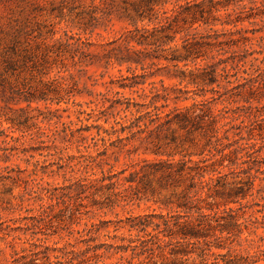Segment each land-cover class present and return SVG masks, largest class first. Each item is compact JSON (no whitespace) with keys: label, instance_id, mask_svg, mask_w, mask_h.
<instances>
[{"label":"trees","instance_id":"16d2710c","mask_svg":"<svg viewBox=\"0 0 264 264\" xmlns=\"http://www.w3.org/2000/svg\"><path fill=\"white\" fill-rule=\"evenodd\" d=\"M80 1V2H79ZM246 0H122V4H113V8L122 11L131 20L133 28L125 31L120 37L108 43L104 57L107 65L129 64L128 70L133 66L141 67L143 73L132 72L131 76L123 78L120 83L123 89L130 88L145 100L137 101L130 97H108L103 95L104 104L109 102L100 115L97 116V124L94 126L100 135L102 131L110 138H102L103 150L97 156L90 155L86 158V172L89 169L100 168L101 176H79L75 181L66 185L60 196L66 207H72V220L83 213H90L92 209H114L129 190L136 189L134 199H141L140 194L155 191L154 183L170 191V197L163 204L170 210L167 214L150 213L129 217V230L145 232L148 240H143V250L138 256L148 254L152 264H177L180 258L189 264H210L211 255H215L214 249H227L228 253L219 254L223 261L213 264H251V262L238 249L242 242L249 241V236L257 232L258 227L251 228L246 218L247 211L243 210L242 200L246 199L254 189L257 176L251 171L254 167L248 164L247 158H253L262 149H256L258 140L264 143V83L257 81L242 82L234 86L236 94L227 91L226 101L229 103L245 101L248 111L240 113L239 108L233 109L225 106L221 113H217L211 101L196 100L189 95L190 90L183 89L177 84L168 86L165 80L161 85L150 82V91H146L145 85L149 77L155 74L147 73V64L157 60H165L168 65L175 68V72L169 74L175 77L180 84L214 85L218 82L216 69L207 70L200 61L206 59L205 47L207 36L198 32L202 26L214 25L233 26L235 31L230 34L242 33L238 29L239 24L256 18H264V0L258 5V0H251L250 10H259L244 14L249 8ZM69 5V6H66ZM83 6L87 20L79 24L83 32L93 33L96 29L94 21L99 17L96 14L98 6L95 0L91 3V9H86L85 0H62V15L66 10H74ZM242 6V7H240ZM233 8V12L230 9ZM240 11H239V10ZM226 11L225 16L217 13ZM247 32V31H246ZM56 32L52 33V39ZM223 34H226L223 33ZM253 38L242 35L240 38H230L224 41L228 45H239L251 42ZM264 39V36H262ZM1 40V39H0ZM43 40V39H42ZM7 42V41H6ZM223 42V41H222ZM20 44V45H19ZM2 46L0 41V56L8 66L14 70L18 61H23L24 66L34 73L47 75L58 64V72H70L71 68L93 64L91 59L97 54L91 52V42L84 39L81 33L67 31L65 38H57L49 42L36 39L22 47L23 43L15 37ZM263 50L260 53H264ZM102 54V56H103ZM50 64V66H48ZM183 63L185 69L181 67ZM193 63L196 68L189 69ZM150 64V63H149ZM14 67V68H13ZM48 67V70L45 69ZM227 70V66L224 68ZM247 73V70H245ZM36 76V74H35ZM72 78V73L69 75ZM67 76L49 79L43 83V87H36L30 92L26 101L43 99L45 101L62 103L75 97L76 83L66 79ZM246 79V78H245ZM229 84L233 82L228 80ZM263 84V85H262ZM32 88V87H31ZM136 89V90H135ZM238 91V92H237ZM261 94L255 96V94ZM120 92H117V95ZM68 97V98H67ZM193 100L191 105L180 106L179 102ZM209 102V103H208ZM254 102L260 104L254 105ZM171 103H174L171 105ZM75 106L82 107V103L73 101ZM257 111H254V110ZM69 110V108L65 109ZM80 116L85 110H78ZM197 112L199 114H197ZM125 115L118 119L121 114ZM91 115V113H89ZM79 116V118H80ZM114 118L115 125L106 128ZM246 118L252 122L250 126L244 124ZM101 120L104 123H101ZM241 120L240 125H232L233 121ZM82 121V119H81ZM259 122V126L254 123ZM92 126H81L78 131H91ZM116 126H119L118 128ZM247 128V136L244 129ZM116 139L112 140V136ZM87 137L81 138V142ZM95 140V137L93 138ZM140 141L144 146V152L155 156L154 159H144L125 175L128 168L114 172L113 165L106 170L105 165H111L110 161L102 156H108L110 147L123 151L130 143ZM98 142L94 141V147ZM139 146L128 153L138 152ZM253 149V150H252ZM113 151L117 153L119 151ZM252 150V151H251ZM195 157H198L196 159ZM118 160V157H116ZM258 161L255 160L254 162ZM229 171L226 172L225 170ZM261 168H256V172ZM92 175V174H91ZM97 175V173H93ZM208 177V178H207ZM136 183V186H135ZM183 190L179 192V189ZM68 198V199H66ZM212 199V201H209ZM234 205H239L235 207ZM43 204L39 216H32L35 228L42 229L46 220L51 218L46 206ZM182 210V213H176ZM240 210L243 213H240ZM264 210H260L263 212ZM110 221H102L105 225ZM103 225L93 223L88 229L89 238H83L76 246L68 243L63 247L50 248L43 244L33 243L35 250L22 255L15 253L12 263L15 264H107V258L114 254L128 251V246L114 245L107 242H97V234ZM152 227L157 233L148 229ZM85 231V230H84ZM248 231L246 238L243 235ZM78 233L81 231L78 230ZM115 251V252H113ZM109 253H111L109 255ZM197 257L191 259L192 255ZM124 256H122L123 258ZM135 257V256H134ZM183 262V261H182ZM139 264H142L140 262Z\"/></svg>","mask_w":264,"mask_h":264},{"label":"rangeland","instance_id":"374dc122","mask_svg":"<svg viewBox=\"0 0 264 264\" xmlns=\"http://www.w3.org/2000/svg\"><path fill=\"white\" fill-rule=\"evenodd\" d=\"M85 1L86 9H91L90 5L93 0ZM118 3L122 4V0H95V4L98 6L96 14L99 17L94 21L97 27L93 33L90 31L85 33L79 28V24L87 20L84 17L85 13L84 16L83 14L81 16V12L85 10L83 6L72 11L65 9L66 15L63 16L62 0H0V9L12 11L9 24L0 25L2 46H4L3 43L6 44L14 37L23 43L22 47H27L36 39L43 41L44 38H48L49 42H52L57 38H65L68 31L69 34L81 33L84 39L91 42V52L97 54V57L94 56L91 59L94 61L93 64L78 66L71 68L70 72L61 73L58 72L60 66L58 64V67H54L47 75L38 73L32 75L29 67L24 66L21 60L12 70L0 56V264H15L12 263L13 256L17 257L15 253L22 255L24 249L27 250L26 253H30V250H35L33 246L35 242L43 244L40 248L49 246L51 249L63 247L68 243L78 247L83 246L80 242L83 238H89L87 231L91 225L98 223L102 226V221L110 222L103 225L101 231L96 235L97 242L128 246L127 252L114 254L111 258H107L105 261L107 264H139L140 262L152 264L147 253L137 255L143 250L141 242L148 240L149 236L138 230L130 231L128 218L150 213L167 214L170 210L163 202L170 197V191L162 189L155 182L153 184L154 192L149 190L146 195L145 193L140 194L141 199H134L136 189L135 191L129 190L114 209H92L87 214L83 209V213L77 217V220H72V207H66L62 201L59 204L57 198L66 192L65 186L75 181L79 176L102 175L100 168L89 169V172H86L85 169L86 158L90 155L97 156L98 152L103 150L102 138H110L104 131L99 135L97 128L94 127L97 124L96 118L100 115V111L109 104V102L104 104L102 94L110 98L124 96L135 98L141 102L145 100L139 96L142 93L141 90L140 93H136L130 88L123 89L119 85L129 82L124 81L123 78L131 76L133 71L143 73L144 70L141 67L136 68V65L132 70H128L129 64L107 65V59L103 54L110 49L109 42L133 28L131 20L122 11L113 8V4ZM245 3L249 8L245 9L244 14L247 13V10H249L248 13L259 11L250 10L251 0H246ZM258 5H262L261 0H258ZM230 12H233V8L230 9ZM217 14L225 16L226 11L222 10ZM2 18L0 17V19ZM241 28L243 29L242 33L234 35L229 32L237 29L233 26L224 27L218 24L214 25L212 29L210 26H202L198 29L199 33L207 36V45L204 49L206 59L200 61V64L204 66L207 64V70L216 69L218 82L214 85L203 86L187 83L179 85L178 79L169 75L175 72V68L167 66L168 63L165 60L155 59L154 64H151L152 61L147 64V73L155 75L149 77L145 85L146 91H150V82H156L160 86L161 80H165L168 86L177 84L183 89L190 90L189 95L195 97L196 100L211 101L210 105L214 106L217 113H221L220 110L225 106L233 109L239 108L240 113L248 111L246 109L248 103L245 101L229 103L226 101L227 95L224 93L227 91L230 92L229 94L235 93L236 89H231L242 82L252 84L251 82L258 80L264 83V53H260L261 50L264 51V39H262L264 18L245 21L239 24L238 29ZM53 32L56 34L52 39ZM225 32L226 34H223ZM242 35H248L253 39L246 44L240 42L239 45H228L224 42L229 41L230 38L238 39ZM226 66L227 70L224 69ZM181 67L186 68L183 63H181ZM195 68L193 63L189 64V69L194 70ZM47 70L48 67L45 71ZM70 73H72V78H68ZM63 76H67L66 79H69L70 82L76 83L74 87L76 95L69 103H66L65 100L60 104H57L56 100L54 102L43 99L26 101L25 98L30 96L32 89L43 87L40 80L43 79L46 82L49 79ZM228 80L233 83L229 84ZM249 80L252 81L249 82ZM117 92L120 94L117 95ZM258 95L261 94H255V96ZM74 100L82 103V107L75 106ZM192 102V99L181 101L179 105H191ZM173 104L171 103V105ZM254 105L260 104L254 102ZM67 108L69 110H65ZM79 109L85 110L86 113L80 116ZM261 110L264 112L263 107ZM124 115L122 113L118 119L121 120ZM101 123L104 121L101 120ZM251 123L250 119L246 118L244 124L250 126ZM258 123H254V125L259 126ZM240 124L241 120H237L228 127ZM91 125L93 126L89 132L78 131L81 126ZM104 125L106 128L112 129L111 126L115 125L114 118L110 123H104ZM247 128L244 129L246 136L248 135ZM82 136L87 137L83 142L80 141ZM115 139L116 135H113L112 140ZM94 141L98 142L97 147H94ZM135 146L140 147L139 151L128 153L127 149L133 150ZM256 149H262V151L255 153L253 158H247L249 162L245 165L254 167L251 173L257 176L256 182L254 189L246 199L242 200V203L243 210L247 211L246 218L249 220L250 227L257 226L258 229L255 234L249 236V241L242 242V247L238 251L251 262L258 260L251 264H264V211L260 212V210H264V143L261 140H258ZM115 150L110 147L108 154L110 158L102 156L111 163V165H105V168L108 170L113 165L112 170L116 173L128 168L125 175L134 170L133 165L144 161V159L155 158L153 154L144 152V146L140 141L130 143L122 152L117 149L116 151L119 152L114 153ZM254 157L258 161L254 162ZM195 158L198 159V157ZM258 167L261 168V171L256 172ZM94 172L97 175H93ZM183 187L184 185L179 189V192L183 190ZM43 204L52 205L45 206L51 218H48L46 225L38 230L33 225L32 216L40 215L39 212L42 210ZM234 206L238 207L239 205ZM176 213H182V210ZM240 213L243 211L240 210ZM78 230L81 233H78ZM148 230L157 233L152 227ZM248 234L246 231L243 238H246ZM214 251L216 254L211 255L210 264L217 261L216 257H219L218 260L221 263L224 262L223 256H219V254H226L228 250L214 249ZM122 256L124 257L122 258ZM196 257L197 255L193 254L191 259ZM180 260L177 264L190 263L184 262V258H180ZM160 262L161 260H159V264Z\"/></svg>","mask_w":264,"mask_h":264},{"label":"clouds","instance_id":"9594fccd","mask_svg":"<svg viewBox=\"0 0 264 264\" xmlns=\"http://www.w3.org/2000/svg\"><path fill=\"white\" fill-rule=\"evenodd\" d=\"M11 16H12L11 10L5 11V10L0 9V17H3L2 19H0V25L9 24ZM197 114L199 113L197 112Z\"/></svg>","mask_w":264,"mask_h":264}]
</instances>
